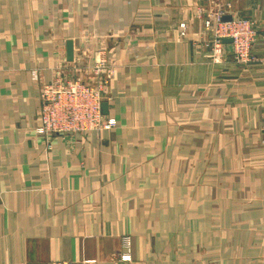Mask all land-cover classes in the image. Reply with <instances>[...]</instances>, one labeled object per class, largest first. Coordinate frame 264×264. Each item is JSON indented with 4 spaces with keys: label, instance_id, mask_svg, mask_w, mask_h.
I'll return each mask as SVG.
<instances>
[{
    "label": "crops",
    "instance_id": "obj_1",
    "mask_svg": "<svg viewBox=\"0 0 264 264\" xmlns=\"http://www.w3.org/2000/svg\"><path fill=\"white\" fill-rule=\"evenodd\" d=\"M219 9L254 61L214 57ZM263 36L264 0H0V264H264ZM84 47L115 126L38 134Z\"/></svg>",
    "mask_w": 264,
    "mask_h": 264
},
{
    "label": "built area",
    "instance_id": "obj_2",
    "mask_svg": "<svg viewBox=\"0 0 264 264\" xmlns=\"http://www.w3.org/2000/svg\"><path fill=\"white\" fill-rule=\"evenodd\" d=\"M222 14L219 9L203 20L204 29L212 34L215 55L220 56L225 51L226 43L223 39L229 38L239 64L254 61L256 58L252 48L258 36L255 20L243 17L224 20ZM92 60L90 67L79 63L73 68L70 77L64 78L61 74L41 86L36 126L38 134L99 131L115 124V118L106 117L102 112L103 92L101 85L97 84L98 81L102 84L100 77L109 66V57L96 55ZM91 72L95 74L96 80L93 86L88 82L90 77H86ZM121 258L128 259V254H123Z\"/></svg>",
    "mask_w": 264,
    "mask_h": 264
},
{
    "label": "rangeland",
    "instance_id": "obj_3",
    "mask_svg": "<svg viewBox=\"0 0 264 264\" xmlns=\"http://www.w3.org/2000/svg\"><path fill=\"white\" fill-rule=\"evenodd\" d=\"M232 17H230L229 19H231ZM234 18V17H233ZM229 19H224V20H229ZM181 24H184V23H180L179 24V27H180V29H181V31H183L184 30V28H185V24H184V26L182 27L181 26ZM212 40H213V37H211V50H212V53H213V55H214V57H216V55H215V53H214V47H213V43H212ZM228 43H230V42H228ZM230 45V44H229ZM85 48V47H84ZM230 49H231V52H232V46L230 45ZM99 51H94V52H90L89 50H87L86 48L85 49H82L81 50V53H82V55H83V57L82 58H80V60L78 61V64L79 63H82V64H84L85 66H87V67H90V64L93 62V60H92V57L93 56H96V55H99V56H104V54L102 55L101 53H99V54H97ZM95 53V54H94ZM223 54V53H222ZM221 54V55H222ZM220 55V56H221ZM232 58H233V61L235 62V63H238L237 61H236V58H235V56H234V54H233V52H232ZM110 61V60H109ZM89 64V65H88ZM239 64V63H238ZM108 69V68H107ZM107 71L108 70H105V72L103 73V75L100 77L101 78V81H102V84L100 83V81H98L97 82V84H100L101 85V87H102V101L104 100V83H105V79H106V73H107ZM71 75H73V71H71V73L69 74V76L68 77H70ZM90 77V79L88 80V82L90 83V85L91 86H93V84H94V82L96 83V80H95V74H93L92 72L90 73V75H86V77ZM56 78L55 79H57L58 77H59V75H57V76H55ZM67 77V78H68ZM103 114H105V113H103ZM114 118V117H113ZM115 124H116V120H115ZM115 124L112 126V127H114L115 126ZM36 126H37V124H36ZM36 126H35V131H36ZM112 127H110V128H108V129H106V128H103L104 130H109V129H111ZM103 129H100V130H103ZM88 130H90V129H88ZM124 237H127V239L125 240V241H127V244H129V236H124ZM124 254H128V253H124ZM123 255V254H122ZM121 255V256H122ZM121 256H120V258H121ZM128 258H129V254H128ZM122 259V258H121ZM124 260V259H123ZM127 260V259H126Z\"/></svg>",
    "mask_w": 264,
    "mask_h": 264
},
{
    "label": "water",
    "instance_id": "obj_4",
    "mask_svg": "<svg viewBox=\"0 0 264 264\" xmlns=\"http://www.w3.org/2000/svg\"><path fill=\"white\" fill-rule=\"evenodd\" d=\"M224 19V18H223ZM225 19H229V17H226ZM224 42H230L231 40L229 38H224ZM73 57V42L71 40L66 41V60L71 61ZM102 112H106V102H102L101 104Z\"/></svg>",
    "mask_w": 264,
    "mask_h": 264
}]
</instances>
